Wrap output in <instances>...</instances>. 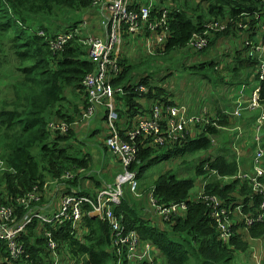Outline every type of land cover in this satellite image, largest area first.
<instances>
[{"label": "trees", "instance_id": "1", "mask_svg": "<svg viewBox=\"0 0 264 264\" xmlns=\"http://www.w3.org/2000/svg\"><path fill=\"white\" fill-rule=\"evenodd\" d=\"M101 1L0 0V48L5 58V61L0 60V79L7 72L14 79L4 90L5 96L12 92L11 98L0 101V205L13 206L19 220L33 213L34 209L47 211L56 195L61 196L60 201L65 194L92 196L95 189L84 187L85 177L91 179L96 188L103 187L106 177H110L107 172H102L101 179L99 174L93 175L91 153L84 154L73 143L86 140L82 135L79 140L73 126L75 117L82 116L83 111L94 106L96 111L90 119L100 114L101 122L106 121L104 126L88 131V138L101 134V145L110 151L106 143L109 109L105 104L91 102V90L86 84L87 77L97 74L101 65L90 56L84 41L97 35L85 32L88 24L78 27L81 21L68 26L70 29L60 31L57 27L66 22L67 13L95 10ZM144 6L153 7L152 16L159 14L157 18L167 9L170 32L154 55L143 53L131 60L122 54L121 49L118 64L111 57L113 62L107 65L108 71L114 70L116 65L120 69V74L112 81L115 88L122 90L116 93L119 113L116 124L121 137L127 133L132 117L151 112V102L166 105L174 102V93L169 90V77L173 72L168 64L173 55L181 57L184 70L200 73L204 79L213 81L214 95L226 83L231 86L233 94L228 97L220 92L212 100L204 90V98L210 103L214 101L213 109L207 104L188 107L191 114L203 116L207 113L210 117L208 125L197 126L196 136L190 132L181 141L167 139L165 145L159 146L152 145L150 138L139 136L136 139L139 147L137 160L130 166L131 171L138 172L139 186L143 173L154 162L173 158H179L180 164L194 161L196 176L178 177L172 170L161 172L150 187L139 190L140 199L139 196L136 201L130 200L125 193L114 213L117 217L122 216L127 230L137 231L142 240L157 248L158 260L154 259V264H239V257L255 264L251 257V240L264 238V221H256L247 230L245 217L235 216L238 224L234 226V235L225 242L211 217L212 209L201 194L217 196L223 206L240 207L242 214L244 212L247 216L260 212L263 194L258 192L252 180L257 176L256 167L264 170V142L261 136L254 134L251 145L244 147L245 155H238V134L234 130L247 123L259 124L258 119L264 113V80L259 75L261 62L248 55L244 41L246 37L251 40L258 36L259 27L264 23V5L261 6V0H194L193 6L187 0H133L130 5L136 11ZM94 15L95 12L92 17ZM91 19L90 24L94 23ZM212 22H219L224 28L210 30L207 47L191 49L194 34H202ZM90 24L89 27H94L98 23ZM74 27L79 30H72ZM67 31L72 37L57 46L55 42L61 32L69 33ZM123 36L125 41L133 38L128 26H125ZM234 43L239 47H234ZM227 45L229 50H224ZM5 54L16 60L14 69L5 67V63H10ZM185 54H188L187 58L191 54L196 63L187 64ZM224 57L232 58L233 62L224 64ZM223 70L227 73L224 74ZM241 88L244 96L238 94ZM257 88H260V105L251 109L249 101ZM63 125H71V128L63 132ZM212 136L219 141L218 146H214L217 143ZM200 152H209V155L195 159ZM259 153H262L260 157ZM110 172L117 173L116 169ZM200 177L199 192L197 190L192 196L196 178ZM258 179L264 185V174ZM31 192L39 194L38 201L31 202L28 207L17 203L18 198ZM146 194L149 197L151 194L157 209L175 203H184L185 208L170 213L167 219L159 210L155 212L150 202L152 210L141 215L138 208L145 209L142 198ZM85 209L82 236L75 231L72 220L62 224H42L35 218L17 236V241L30 254L17 264H54L47 231L57 241L59 254L70 257V264H152L148 259L141 262L131 257L126 246L115 243L110 222L90 216V205ZM156 217L162 226L155 222ZM243 236L250 239H243ZM119 248L122 254H119ZM0 264H15L6 241H0Z\"/></svg>", "mask_w": 264, "mask_h": 264}, {"label": "built area", "instance_id": "2", "mask_svg": "<svg viewBox=\"0 0 264 264\" xmlns=\"http://www.w3.org/2000/svg\"><path fill=\"white\" fill-rule=\"evenodd\" d=\"M107 7L102 16V25L106 27V35L104 37H88L84 41L88 45L90 56L95 61L100 62V70L97 74H91L86 79V84L91 90V102L93 104H105L109 109L107 116L108 131L106 138L107 146L112 155L117 158L122 166V171L118 173L112 183H105L92 196L75 193L74 195L65 194L55 211H48L39 208L34 209L33 213H29L23 220H19L15 214L13 206L0 205V241H6L9 247L10 258L17 264L18 261H24L30 254L27 252L24 245L17 241V236L22 233L28 224L35 218L42 224H62L66 220L74 222V229L79 236H82V223L85 216L87 205H90L89 215L98 217L102 220H108L116 238L115 243L121 244L128 248L131 257H136L139 261L145 259L150 260L154 264V259L151 254L150 245L147 248L143 247L141 238L134 230H127V226L122 223V216L117 217L114 213L117 206L124 197V185L127 184L129 189L135 195H139V181L137 179L138 172L131 171L130 166L137 160L139 147L136 139L139 136L150 138L152 145H165L167 139L181 141L189 135L194 134L198 125L206 126L211 121L205 113L203 116L191 114L189 108L184 104H179L175 100L171 105L160 103L158 101L151 102L149 108L151 112L139 113L132 117L129 121L127 133L121 137L119 127L116 122L119 119L117 111L116 93L122 92L120 88L113 86V79L120 74V69L116 65L114 70L108 71L107 65L112 63L111 57L115 58V63L118 64L120 58V45L125 33V26H128L129 32L134 36H142L144 38V48L147 54L154 55L162 48L169 31L167 25L168 10L164 9L160 18L152 16V8L149 6L142 7L139 11L133 10L130 7L128 0H109L105 3ZM264 5V0H261V6ZM262 8H264L262 6ZM160 13V12H159ZM84 21L78 27L86 25ZM224 25L219 22H212L207 27V30L202 34H194L190 47L193 50H202L207 47L208 35L210 30L222 29ZM78 31L79 28L74 27L72 30ZM69 30V31H72ZM67 31V32H69ZM66 32H61L57 42V46L62 45L72 35ZM264 23L259 27L258 36L255 39H244L248 47V55L255 56L260 59L259 75L261 80H264ZM117 49V52H116ZM145 90V89H144ZM260 88H257L250 98L248 107L255 109L259 104ZM147 103V102H146ZM145 103V104H146ZM96 108L91 106L83 111L82 119L89 120L95 113ZM264 120V113L259 117L258 129L261 128ZM106 121V120H105ZM77 122L73 125L77 127ZM70 126L63 125V132L68 131ZM262 153H259V157ZM257 176L252 180L254 186L259 193L263 194V202L260 207V212L255 216H247L242 214L240 207L227 208L223 206L221 200L217 196H209L201 194V197L208 201L211 207V217L216 222L220 237L223 241L228 242L234 235V226L238 224V220L234 217L242 215L245 217L246 229L253 225L256 221H264V185L258 179L264 174V170L256 167ZM71 175L68 174V177ZM39 200L37 192H31L26 197L18 198L17 203L23 204L26 207L33 201ZM154 204L156 202L153 199ZM181 208H185L184 203L172 204L168 207H159L158 210L168 219L169 214L177 213ZM48 245L53 256L54 264H65L61 261L57 241L53 238V234L47 231ZM141 245L143 248H141ZM119 254H122V249H118ZM24 259V260H23Z\"/></svg>", "mask_w": 264, "mask_h": 264}, {"label": "rangeland", "instance_id": "3", "mask_svg": "<svg viewBox=\"0 0 264 264\" xmlns=\"http://www.w3.org/2000/svg\"><path fill=\"white\" fill-rule=\"evenodd\" d=\"M180 2H183L185 0H177ZM188 3L190 4V6H193L194 4V0H187ZM168 2V1H166ZM91 10L93 9H88L83 11L82 13L79 12H70L66 14V22L60 24L59 23V29L61 30H65V29H70V27L68 28V26L73 25L75 22L77 21H81L82 23L84 21H87L88 26H86L87 28L89 27V24L91 22V18L92 17V13ZM68 17V18H67ZM70 19V20H68ZM81 23V24H82ZM79 24V25H81ZM67 27V28H65ZM73 27V26H72ZM71 27V28H72ZM58 30V29H57ZM86 32V31H85ZM129 37V36H127ZM136 43H138L139 39H135ZM131 42H132V38H129L127 41H123L122 45H121V49L123 50V53L125 56H127L129 59L131 60H135L137 58H139V53L138 50L141 51V53H144V47L143 46H138V49H134L131 47ZM236 47H239V44L236 45ZM224 50H229V47H225ZM1 48H0V60H4L5 58L4 56L1 54ZM6 56V54H5ZM7 59L10 60V63L7 64L5 63V67L10 68V70L15 68V63L16 60L14 58H10L9 56H6ZM9 57V58H8ZM188 54L184 55V58L188 60L187 64L193 65L194 63H196L195 59L192 58V55L189 54V58ZM226 57L223 58V61L228 64L229 60H225ZM229 59V58H227ZM180 61V63H178ZM134 62V61H132ZM182 63H184L181 59V57H179L178 55H173L171 58H169L168 64L171 65V69L173 72V75L171 77H169V81L171 84V88L169 89L171 92L174 93V100L179 103V104H184L187 107H200L203 106V104H207V107H209L211 110L214 107V101H212V103H210L209 99L204 98V90H206L207 93V97L211 98L212 100L215 99V97L218 96V94L220 92H223L224 95L231 97L233 92L230 90L231 86L229 84H224L221 86V90L218 91V93H216L214 95L213 89H212V85H214L213 81H209L207 79H204L203 76L200 73H195V72H190V71H186L184 70V68H182ZM224 63V64H225ZM222 68H224V65L222 66ZM5 71V70H4ZM224 74H226V70L222 71ZM13 75V74H12ZM212 76H214L212 74ZM10 72H7L6 74H4V76L0 79V101L7 98L10 99L12 96V92H10L9 94H7L5 96V88H7L10 83L12 81H14L13 77H11ZM230 78V77H228ZM215 82L217 83V81L215 80ZM222 82H227L226 80H223ZM175 86H179V89H175ZM243 89L241 88L240 90H238V94L241 96H244L243 94ZM2 105V102H0V107ZM224 108H226L225 104H224ZM263 112L260 111L259 114H261ZM99 118V117H98ZM97 118L93 117L91 119L92 122H94ZM101 119V118H99ZM97 122L99 123L98 126L103 125L104 126V122H101V120H97ZM258 123H247L245 126L241 127V128H237L236 130H234V132H236L238 134L237 137V143H236V147H237V152L238 155H245V149L244 147H249L253 141L252 137L254 134H258V136L262 137V142H264V120L262 122L261 128L258 129ZM76 127V133H78ZM256 132V133H255ZM197 134V130L194 131V134L196 136ZM214 136H212L213 139ZM86 138V136H85ZM102 138V135L99 134L98 136H90L85 140V142L83 143H78L76 142V148H80L82 150H88L91 153V156L93 158V170L95 171L93 173V175L95 174H99V179H101L102 176V172L103 174H105L106 172L110 174V169L114 170V168L111 166V164H113V161L115 160V157L112 155V153L110 151H107L106 149L103 148V146L100 143V140ZM100 139V140H99ZM75 141H73L74 143ZM261 142V143H262ZM214 143L216 145L214 146H218L219 145V141L215 139L214 137ZM264 145V143H263ZM92 147H96L98 149V153L94 154L92 151ZM263 148V147H262ZM264 149V148H263ZM209 155V152H200L199 154H197L194 158L197 159L200 156L203 155ZM213 154H215V152H213ZM182 158V157H181ZM183 159V158H182ZM179 158L176 159H170V160H166L163 161L161 163L159 162H154L144 173L142 176V179L140 181V186L138 189V193L139 190L142 189H146L147 187H150L153 182L155 181V179L159 176V174L161 172H164L166 170H172L178 177H195V170H194V165L195 162H187L186 164H180L179 163ZM114 167H117L118 164H113ZM100 170V173H97V170ZM104 169V170H103ZM105 172V173H104ZM110 177L111 174H110ZM109 176L106 177V181H111L113 182L114 179L112 177V180L110 179ZM202 180V177L200 178H196V182H195V187L192 189V196H194L197 193L198 187L200 186V182ZM94 185V183H93ZM124 191L126 193V196L128 199L130 200H137V197L140 196L139 195H135L134 193H132L129 189V186L127 184L124 185ZM152 196L150 194V197L148 196V194H146V196L144 198H142V201L144 202L145 205V209L144 208H138V213H140L141 215L146 213V210H152L150 202H151ZM152 204V203H151ZM61 255V254H60ZM64 259V260H63ZM70 257L67 256L66 254L61 256V261L65 264H70L69 261ZM66 260V261H65ZM65 261V262H64ZM237 261L239 262V264H250L251 261H249L248 259H244L243 257H239L237 258Z\"/></svg>", "mask_w": 264, "mask_h": 264}, {"label": "crops", "instance_id": "4", "mask_svg": "<svg viewBox=\"0 0 264 264\" xmlns=\"http://www.w3.org/2000/svg\"><path fill=\"white\" fill-rule=\"evenodd\" d=\"M108 1L109 0H102L101 2H100V4H99V6H95L94 8H96L95 10H91V13L93 14L94 12H95V15H94V17H93V19H94V23H92V24H90V26H93V25H95V24H97L96 26H94V27H88L87 29L88 30H86V32H88V33H93L94 35H97V36H101V37H104L105 35H106V27H104L103 25H102V16L104 15V12L106 11V9H107V7L105 6V4H104V2L105 3H108ZM196 1V0H195ZM129 2H130V5L132 4V2H133V0H129ZM166 4H168V5H172V4H170V2L168 1V2H166ZM99 21H98V20ZM133 38H132V42H131V47L132 48H134V49H138V46L140 45V46H143L144 47V38L143 37H141V36H138V37H134V36H132ZM135 39H139V41H138V43H136V41H135ZM124 41V37H123V39L121 40V45H122V42ZM121 45H120V52H121ZM236 45H237V43H234V47H236ZM226 47H229V45H227ZM138 55H139V57L143 54V53H141V51H139L138 50ZM144 53H146V51H145V48H144ZM225 60H229L228 62H233V60H232V58H229V59H225ZM225 63V62H224ZM224 65V64H223ZM142 102L143 103H145V100H142ZM98 117H102L100 114L97 116V119L94 121V122H92L91 121V119L90 120H83L82 119V116H80V115H78V116H76L75 117V119H76V122L78 123L77 124V131H78V133L79 134H77L78 135V137H79V140H80V136L82 135L83 137L84 136H86V138L85 139H88V136H89V132H90V130L92 129H96L97 127H98V122H97V120H101V119H99ZM104 117V116H103ZM105 122V121H104ZM89 131V132H88ZM87 132H88V134H87ZM87 134V135H86ZM79 142V141H78ZM83 143V142H82ZM74 144H76V142H74ZM92 151H93V153L94 154H97L98 153V149L97 148H95V147H92ZM83 152H84V154H85V152H89L88 150H83ZM113 164H118V166L117 167H114V165ZM113 164H111V166L114 168V169H116V171H117V173L114 175V174H112L110 171H111V169H110V174H111V176L113 177V179L115 180V177H116V175L118 174V173H120L121 171H122V166H121V163H120V161H118V159L117 158H115V160L113 161ZM104 170V169H103ZM95 172V171H94ZM97 173H100V170L98 169L97 171H96ZM105 173V172H104ZM93 181L91 180V179H89L88 177L86 178L85 177V181L83 182V185H84V187H89V186H91L92 188H94L95 189V192L99 189L98 187L96 188V185H95V183H94V185H93ZM105 183H111V182H107V181H105L104 182V184ZM90 187V188H91ZM198 192H199V190H198ZM52 194V193H51ZM61 196H59V195H56V198L48 205V212H52V211H55L57 208H58V206H59V204H60V200H59V198H60ZM142 197V194H141V196L139 197V199ZM151 203H152V206H153V209H154V211L155 212H159L158 211V209H157V207L155 206V204L152 202V199H151ZM147 210H149V209H147ZM150 211V210H149ZM156 219H157V221H155L158 225H161L162 226V223H161V221L159 220V218L158 217H156ZM164 225V224H163ZM165 226V225H164ZM137 232V231H136ZM138 233V232H137ZM139 235V234H138ZM140 237V236H139ZM243 239H250V238H247V237H245V236H243L242 237ZM141 243H142V245H143V247H145V248H147V246L148 245H150V248H151V254H152V256H153V259H156V260H158V252H157V248L154 246V245H151V244H149V243H147V242H145L144 240H142L141 239ZM251 244H253V246H252V249H251V257H252V259L254 260V262H255V264H264V238H260V239H252L251 240ZM142 245H141V248H143L142 247ZM263 261V262H262Z\"/></svg>", "mask_w": 264, "mask_h": 264}]
</instances>
